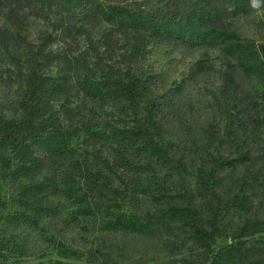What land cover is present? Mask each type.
Returning <instances> with one entry per match:
<instances>
[{"label":"trees","instance_id":"trees-1","mask_svg":"<svg viewBox=\"0 0 264 264\" xmlns=\"http://www.w3.org/2000/svg\"><path fill=\"white\" fill-rule=\"evenodd\" d=\"M123 2L126 5L119 4ZM52 7L57 10L52 23L58 35L49 42L51 34L39 45L32 44L27 40L28 19L47 18ZM258 7L264 8V0H158L156 4L151 0H0V48L17 59L15 66L25 81L17 101L20 115L8 116L0 111V220L6 205L1 180L26 178L30 183L23 188L36 207L52 205L51 197L74 198L79 188L78 196L85 198L77 199L79 210L94 211L101 228L151 230L154 213L142 207L141 195L135 190V185L144 179L133 170L125 151H119L113 160L117 167L123 166L125 174L115 184L109 171H117L108 159L98 161L99 152L92 157L84 150L78 153L73 144L81 140L99 141L100 136L112 138L118 145L152 144L157 128L155 116L161 110L154 95L156 77L139 72L132 63L155 40L222 48L228 79H233V72L240 68L264 82V47L258 48L248 39H242L235 27L240 14ZM104 23L114 28L111 34H118V39L128 40L125 49L128 63L122 67L105 63L101 56L91 63L80 61L48 47L57 38L91 35V31ZM109 34L110 30L105 32V38ZM52 65H57L54 74L49 71ZM197 68L209 69L212 64L208 59H200ZM79 74L91 92H102L120 110L130 112L134 123H122L115 114L98 121L94 112L72 105L75 92L71 80ZM251 124L257 130L263 123ZM99 126L104 129H94ZM62 157L67 160L66 170L57 179L53 165ZM253 160L251 151L242 150L234 157L215 159L210 170L198 171V193L166 203L162 215L158 216L164 227L179 221L188 228L190 240L202 250L198 264H264V214L250 215L234 232L223 237L214 208V214L206 220L197 203L198 198L206 199L216 192L217 165L234 166ZM107 166L110 167L107 169ZM45 170H50L53 176L46 183L37 182ZM36 187L41 194H36ZM233 204L248 213L254 207L245 188L234 196ZM64 255L81 256L75 249H68ZM45 264L69 263L56 260Z\"/></svg>","mask_w":264,"mask_h":264},{"label":"rangeland","instance_id":"rangeland-1","mask_svg":"<svg viewBox=\"0 0 264 264\" xmlns=\"http://www.w3.org/2000/svg\"><path fill=\"white\" fill-rule=\"evenodd\" d=\"M151 3L156 4L158 0ZM119 4L126 5V2ZM55 13L57 10L52 7L47 18L28 19L29 42L39 45L48 35L51 34L48 42L58 35L52 23L57 17ZM235 27L242 39H248L258 48L264 47L263 7L240 14ZM109 30L105 38L104 33ZM112 31L114 28L104 23L91 31V35L57 38L48 47L80 61L91 63L101 56L105 63L122 67L128 63L125 49L129 43L125 38L118 39V34H111ZM200 59H208L212 68L198 69ZM16 61L0 48V111L8 116L20 115L17 101L25 84ZM132 65L139 72L156 77L154 95L161 110L155 116L157 128L152 144L118 145L112 138L100 136L99 141L81 140L73 146L78 153L87 151L90 157L99 152L98 161L108 159L117 171H109L115 184L125 174L123 166L117 167L113 160L119 151H125L133 170L144 179L135 185V190L141 195L142 207L154 213L153 228L148 231L101 228L94 211L79 210L77 199H85L78 196L79 188L74 198L51 197L52 205L36 207L23 188L30 183L28 179H2L1 193L6 205L1 210L0 264L27 261L45 264L56 260L69 264H198L202 250L190 240L188 228L179 221L164 227L158 216L162 215L166 203L198 193L201 168L210 170L215 159L234 157L241 150L251 151L254 160L234 166L217 165L216 192L206 199L198 198V207L206 220L215 211L223 237L234 232L250 215L264 214V82L240 68L233 72V79H228L222 48L187 45L175 40L150 42L142 57ZM56 69L57 65H52L49 71L54 74ZM71 82L75 92L72 105L94 112L98 121L115 114L122 123H134L130 112L120 110L102 92H91L81 74ZM251 123L263 124L256 130ZM66 163L65 157L56 159L53 175L57 179L62 178ZM51 175L50 170H45L37 182L46 183ZM244 188L253 201L254 207L249 213L233 204L234 196ZM35 189L36 194L42 193L39 188ZM68 249L77 250L80 258L65 257Z\"/></svg>","mask_w":264,"mask_h":264}]
</instances>
